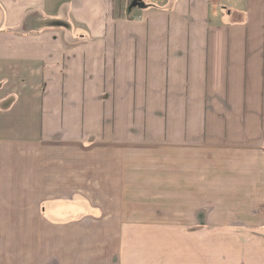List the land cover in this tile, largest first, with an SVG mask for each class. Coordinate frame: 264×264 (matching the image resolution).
<instances>
[{"label": "crops", "instance_id": "crops-1", "mask_svg": "<svg viewBox=\"0 0 264 264\" xmlns=\"http://www.w3.org/2000/svg\"><path fill=\"white\" fill-rule=\"evenodd\" d=\"M124 1L0 0V264H264V0Z\"/></svg>", "mask_w": 264, "mask_h": 264}, {"label": "built area", "instance_id": "built-area-1", "mask_svg": "<svg viewBox=\"0 0 264 264\" xmlns=\"http://www.w3.org/2000/svg\"><path fill=\"white\" fill-rule=\"evenodd\" d=\"M226 0H211L212 3L218 4V3H222Z\"/></svg>", "mask_w": 264, "mask_h": 264}, {"label": "rangeland", "instance_id": "rangeland-1", "mask_svg": "<svg viewBox=\"0 0 264 264\" xmlns=\"http://www.w3.org/2000/svg\"><path fill=\"white\" fill-rule=\"evenodd\" d=\"M131 0H125L124 3L128 4Z\"/></svg>", "mask_w": 264, "mask_h": 264}, {"label": "trees", "instance_id": "trees-1", "mask_svg": "<svg viewBox=\"0 0 264 264\" xmlns=\"http://www.w3.org/2000/svg\"><path fill=\"white\" fill-rule=\"evenodd\" d=\"M134 2H135V0H134ZM132 3H133V0H132V2L129 3V9L132 6Z\"/></svg>", "mask_w": 264, "mask_h": 264}, {"label": "water", "instance_id": "water-1", "mask_svg": "<svg viewBox=\"0 0 264 264\" xmlns=\"http://www.w3.org/2000/svg\"><path fill=\"white\" fill-rule=\"evenodd\" d=\"M135 5V4H134Z\"/></svg>", "mask_w": 264, "mask_h": 264}]
</instances>
